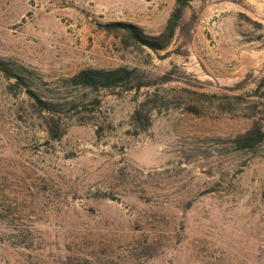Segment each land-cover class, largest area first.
Masks as SVG:
<instances>
[{
	"label": "rangeland",
	"instance_id": "rangeland-1",
	"mask_svg": "<svg viewBox=\"0 0 264 264\" xmlns=\"http://www.w3.org/2000/svg\"><path fill=\"white\" fill-rule=\"evenodd\" d=\"M174 4L0 0V58L86 104L62 115L53 140L0 73V264H264V144H231L264 118V0L192 2V29L159 53L100 26L157 35ZM121 66L172 80L63 91L80 70ZM144 100L165 104L137 131Z\"/></svg>",
	"mask_w": 264,
	"mask_h": 264
},
{
	"label": "trees",
	"instance_id": "trees-1",
	"mask_svg": "<svg viewBox=\"0 0 264 264\" xmlns=\"http://www.w3.org/2000/svg\"><path fill=\"white\" fill-rule=\"evenodd\" d=\"M194 1L197 0H175L164 29L157 35H148L141 27L130 23L114 22L100 26L104 31L118 35L125 45L159 53L166 51L176 36H183L190 32L194 24V17L192 15L189 20H186L185 14ZM0 73L5 80L12 82L10 87L20 89L26 94L38 114H43L47 132L53 140L61 138L62 132L58 123L62 115L67 110L71 113L78 110L79 106L86 105L77 101H67L61 96V93L54 96L50 90L37 85L36 77L30 71L12 61L0 58ZM169 74L153 80L144 76L137 68L126 66L110 69L87 68L78 71L71 77L62 79V87L63 91L80 89L93 93L109 91L120 94L148 88L154 82L168 83L172 80ZM41 85H43L42 81ZM58 91L61 92V89ZM163 104H165L164 101H141L131 116V123L135 129L145 131L150 126L153 112ZM69 105L71 107L67 108ZM251 118L250 126L231 141L236 151L253 150L264 144V118L256 115H252Z\"/></svg>",
	"mask_w": 264,
	"mask_h": 264
}]
</instances>
